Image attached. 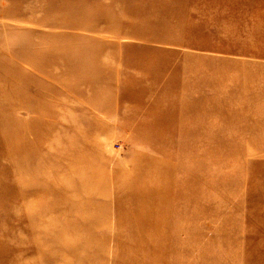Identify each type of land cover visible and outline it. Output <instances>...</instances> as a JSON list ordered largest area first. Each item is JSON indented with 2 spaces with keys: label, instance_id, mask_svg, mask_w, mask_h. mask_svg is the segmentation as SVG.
Instances as JSON below:
<instances>
[{
  "label": "rangeland",
  "instance_id": "rangeland-1",
  "mask_svg": "<svg viewBox=\"0 0 264 264\" xmlns=\"http://www.w3.org/2000/svg\"><path fill=\"white\" fill-rule=\"evenodd\" d=\"M0 264H264V0H0Z\"/></svg>",
  "mask_w": 264,
  "mask_h": 264
}]
</instances>
